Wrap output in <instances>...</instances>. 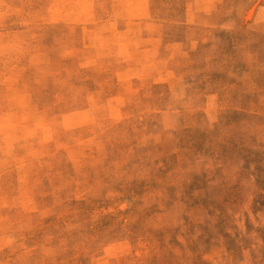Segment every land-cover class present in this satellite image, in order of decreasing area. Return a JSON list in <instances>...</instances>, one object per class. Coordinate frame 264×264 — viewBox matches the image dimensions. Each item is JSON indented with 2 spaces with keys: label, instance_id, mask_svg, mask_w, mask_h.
<instances>
[{
  "label": "rangeland",
  "instance_id": "1",
  "mask_svg": "<svg viewBox=\"0 0 264 264\" xmlns=\"http://www.w3.org/2000/svg\"><path fill=\"white\" fill-rule=\"evenodd\" d=\"M0 264H264V0H0Z\"/></svg>",
  "mask_w": 264,
  "mask_h": 264
}]
</instances>
